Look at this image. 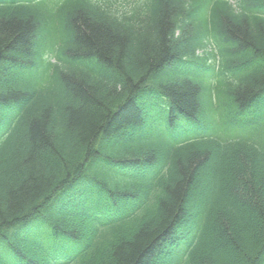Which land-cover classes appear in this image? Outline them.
Wrapping results in <instances>:
<instances>
[{
    "label": "trees",
    "instance_id": "16d2710c",
    "mask_svg": "<svg viewBox=\"0 0 264 264\" xmlns=\"http://www.w3.org/2000/svg\"><path fill=\"white\" fill-rule=\"evenodd\" d=\"M0 264H264V0H0Z\"/></svg>",
    "mask_w": 264,
    "mask_h": 264
}]
</instances>
